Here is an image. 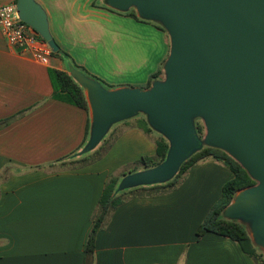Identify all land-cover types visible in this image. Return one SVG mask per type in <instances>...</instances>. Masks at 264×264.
Masks as SVG:
<instances>
[{"label":"crops","instance_id":"obj_1","mask_svg":"<svg viewBox=\"0 0 264 264\" xmlns=\"http://www.w3.org/2000/svg\"><path fill=\"white\" fill-rule=\"evenodd\" d=\"M35 2L47 14L59 51L109 91L147 90L166 80V30L140 21L135 8L138 19L110 0ZM7 3L16 0H0ZM54 70L77 72L64 55H51L43 65L19 54L0 32V264H256L229 238L206 233L196 239L197 228L234 177L211 158L191 166L168 193L124 201L96 233L88 258L91 219L108 179L154 157L157 141L168 147L170 142L132 116L112 126L121 132L102 158L68 165L88 126L92 134L94 113L85 91L87 112L54 90ZM249 237L264 257V245Z\"/></svg>","mask_w":264,"mask_h":264},{"label":"water","instance_id":"obj_2","mask_svg":"<svg viewBox=\"0 0 264 264\" xmlns=\"http://www.w3.org/2000/svg\"><path fill=\"white\" fill-rule=\"evenodd\" d=\"M121 11L135 8L157 19L171 34L166 80L147 90H104L75 73L89 92L94 113L92 143L110 123L137 113L170 142L166 160L129 176L119 190L163 181L199 146L192 118L206 120L207 146L232 156L257 186L240 193L225 216L252 221L264 245V0H110ZM19 19L47 43L59 47L47 14L35 0H16Z\"/></svg>","mask_w":264,"mask_h":264},{"label":"trees","instance_id":"obj_3","mask_svg":"<svg viewBox=\"0 0 264 264\" xmlns=\"http://www.w3.org/2000/svg\"><path fill=\"white\" fill-rule=\"evenodd\" d=\"M127 15L131 18L138 19L133 9H130V11L127 12ZM140 21H147V20H140ZM52 55H64L70 68L84 75L85 77L95 81L104 90L110 89V87L106 86L104 82L90 76L84 69L75 65L69 59L68 55L63 54L61 51H58L55 54L52 53ZM158 74L153 76V78H156ZM50 77L52 80V85L54 90L62 94L65 97L67 103L74 105L75 107L84 110L85 112L88 111V104L84 95V89L82 86L76 83L70 75H68L65 72L54 70L50 72ZM105 87H107L108 89H105ZM2 123H5V121ZM140 125L148 129V125L145 124V122L140 123ZM88 137H89V126L86 128L83 145L87 142ZM109 147L101 156H99V158L105 155V153L109 150ZM169 150L170 147H168V144H166L163 140H159L156 142V154L154 157H143L135 164L128 166V168L132 170L129 173L120 171L116 175L111 176L108 179L101 194V197L99 199L97 210L93 214L91 219L92 228L87 237L86 246H85L86 256H88V258L92 256L94 251V241H95L96 233L98 232V230H100L103 227L107 217L110 214H112L124 201L133 197H144V196L160 195V194L168 193L181 182L183 175L187 172V170L191 166L205 159L211 158L220 161L225 166H227L232 171L234 177L223 186L222 196L220 200L212 206V208L210 209L209 213L207 214L203 222L197 228L195 233L196 239L197 240L201 239L206 233H213L222 237L229 238L237 242L242 248L243 252L249 257H251L256 264H264L261 254L257 253L254 245L250 240L246 227L243 224L239 223L237 220L228 219L225 216V209L227 208L229 203L233 200L236 193L240 190L253 187L255 185V181L248 175L245 169L237 165L221 149L211 146L202 147L195 154L189 156L179 165L180 167L178 173L172 180H169L164 184H156L155 186H151L150 189V190L164 189L163 191H156L150 194H140L127 199L120 198V194L125 192V190L118 189L120 179L126 177L127 174L135 173L137 171V168L139 167H143L146 169H153L158 167L166 160ZM73 156H75V154ZM97 160L98 159H95L94 161ZM147 187L148 186L139 187V189H143L144 191V189H147Z\"/></svg>","mask_w":264,"mask_h":264},{"label":"rangeland","instance_id":"obj_4","mask_svg":"<svg viewBox=\"0 0 264 264\" xmlns=\"http://www.w3.org/2000/svg\"><path fill=\"white\" fill-rule=\"evenodd\" d=\"M130 9H127L125 12H129ZM142 20H147L149 22H153V23L159 25L160 27H162V28H164L166 30V28L163 26L162 22L159 21V20H157V19H154V18L153 19H151V18H143ZM165 32L168 35L169 42H170V49H171V44H172L171 34L167 30ZM70 76L73 78V80L76 83H78L79 85H81L79 83L78 79L75 77V73L74 72H71V75ZM105 89H108V88L105 87ZM84 91L87 93L88 100H89L90 106L92 108V104H91L92 101H91L89 92L86 89H84ZM133 118H139L138 120L140 121V123L145 122V124L151 126L150 123H149L148 116L146 114L137 113L135 115V117H133ZM117 122L110 123V126L106 129L105 133H103V135L97 141H95L94 143H92V135H90V137H88V139H87V142L82 146V148L80 150H78L76 152V154H75V156L73 158V160H74L73 163L69 162L68 165H71V166H81V165H85V164L91 163L95 159H98L99 160L100 158H102L103 156L100 157V158H99V156H101L108 149V147L111 145V143L117 137V135H119V133L121 132L120 129L115 130V131L114 130L112 131V126H114V124H116ZM191 123H192V126H193V130H194L195 137H196L197 141L199 142V146L195 150H193L189 154V156H191L192 154H195L202 147L207 146L205 140H206L207 135H208V129H207L206 120L203 117H194V118H192ZM128 125H131V124L129 123ZM226 154L237 165H239L241 167V165L232 156H230L228 153H226ZM179 167L180 166L177 167V169L174 171V173L169 178H167V179H165L163 181L146 183V184L139 185L137 187H133L132 186V187H129V188H125L124 189L125 192H123V193L120 194V198L121 199H127V198H130V197H133V196H136V195H140V194H150V193H154L156 191H163L164 189H157V190H150V189H151V186H155L156 184H164L167 181L172 180L177 175L178 170H179ZM139 169L148 171L146 168H143V167L137 168V170H139ZM121 171H124L125 173H129L132 170H130V168L126 167V168H123ZM123 179H125V178H123ZM123 179H121V181H123ZM146 186H148V187H147V189H144V191H143V189H139V187H146ZM256 186H257V182L255 181V185L253 187L246 188V189H243V190L238 191L237 194L235 195V197L233 198V200L229 203V205L233 203L234 199H236L237 196L240 193H243V192L252 190ZM226 218H227V216H226ZM229 219H233V220L240 221L239 223L243 224L246 227V230L249 231L248 233L253 238V240H256L255 234H254V231H253V228H252L253 227L252 221H244L243 219L240 220L238 218H233V217H229ZM255 249H256V251H257L258 254H261L260 253V250L258 248H255ZM261 256H262V254H261ZM262 260L264 261V257L263 256H262Z\"/></svg>","mask_w":264,"mask_h":264},{"label":"built area","instance_id":"obj_5","mask_svg":"<svg viewBox=\"0 0 264 264\" xmlns=\"http://www.w3.org/2000/svg\"><path fill=\"white\" fill-rule=\"evenodd\" d=\"M0 32L12 50L28 54L36 62L48 65L51 49L30 26L19 19L15 3L0 5Z\"/></svg>","mask_w":264,"mask_h":264}]
</instances>
